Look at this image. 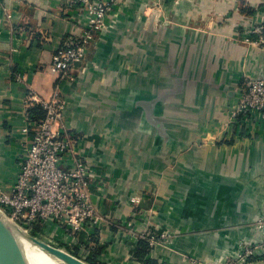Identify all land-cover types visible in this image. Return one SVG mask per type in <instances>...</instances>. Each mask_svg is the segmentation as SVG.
<instances>
[{
    "label": "crops",
    "instance_id": "0c3cea01",
    "mask_svg": "<svg viewBox=\"0 0 264 264\" xmlns=\"http://www.w3.org/2000/svg\"><path fill=\"white\" fill-rule=\"evenodd\" d=\"M68 2L0 0V187L13 186L37 129L29 94L57 91L67 130L93 161L104 219L43 238L95 264H141L144 231L173 234L172 251L150 252L164 264H190L181 254L207 253L212 236L219 258L240 239L262 240L249 224L264 213V117L244 128L229 111L246 76L264 78V46L246 40L264 0H126L74 78H60L54 52L85 22Z\"/></svg>",
    "mask_w": 264,
    "mask_h": 264
},
{
    "label": "built area",
    "instance_id": "2783aa9c",
    "mask_svg": "<svg viewBox=\"0 0 264 264\" xmlns=\"http://www.w3.org/2000/svg\"><path fill=\"white\" fill-rule=\"evenodd\" d=\"M125 1L69 0L68 7L78 9L85 22L81 34L67 37L54 52L52 68L60 78H74L72 68L86 60L90 44ZM250 33L256 37L246 40L264 46V21L255 24ZM238 94L237 102L230 107L229 123L250 128L259 116L264 117V78L246 76ZM26 101L30 105L39 103L45 116L35 120L37 129L21 157L13 186L9 190L0 187V208L31 233L39 227L37 236L41 237H51L56 227L72 232L95 227L104 219L91 195L95 167L79 150L78 139L67 130L63 98L57 91L51 98L31 92ZM157 236L153 231H144L139 237L156 248ZM52 245L65 249L57 243ZM65 250L76 255L73 250Z\"/></svg>",
    "mask_w": 264,
    "mask_h": 264
},
{
    "label": "rangeland",
    "instance_id": "374dc122",
    "mask_svg": "<svg viewBox=\"0 0 264 264\" xmlns=\"http://www.w3.org/2000/svg\"><path fill=\"white\" fill-rule=\"evenodd\" d=\"M212 207H214V206H212ZM182 209H184V208H182ZM194 214L197 215L195 210L192 214V217L194 216ZM177 223H181V220L178 219ZM260 224H264V213L262 216H260L258 219H256V221L250 223L249 225L258 226L259 228L264 229V227H260ZM238 225L240 227L242 226V224H237L235 227H238ZM221 229H229V227L227 225H225V227H217V226L207 227L203 230H199L198 232H205V233H209V234L213 233V235H214L215 233H217ZM35 236H37V235H35ZM173 239H174L173 234H171L167 231L161 232L157 236V242H156L155 247H162L163 249H166L167 251H170V250L172 251L171 244H172ZM220 239H221V236H212L209 238V242L207 244L209 250L207 253H203L201 255L200 253L196 252V253L190 254L189 256H187L186 253H182L181 256L183 257V259L185 258L187 261H189L190 264H232V263L233 264H253V261H254L253 257L254 256L264 254V242H263L264 237L262 238V240H259V239H240L239 244H238L239 250H237V253L227 254L225 258L224 257L219 258L217 256L221 255V254L217 253L216 248H217V243L220 241ZM43 240L49 242L50 244H53L55 242L52 243L49 241V239L43 238L41 236H37V239H35V241L37 242L35 249L37 251H41V252L47 254L43 250L44 247H42L41 245L38 244V241L42 242ZM223 240H224V238H223ZM241 249L244 251L240 253ZM246 249H250L251 252L247 251ZM249 254H250V256H249ZM24 255L30 257L29 250H25ZM206 255H208V256H206ZM263 257H261V258L264 259ZM54 262L56 264H58L59 260H54ZM88 264H89V262H88Z\"/></svg>",
    "mask_w": 264,
    "mask_h": 264
},
{
    "label": "bare ground",
    "instance_id": "6f19581e",
    "mask_svg": "<svg viewBox=\"0 0 264 264\" xmlns=\"http://www.w3.org/2000/svg\"><path fill=\"white\" fill-rule=\"evenodd\" d=\"M37 243V242H36ZM0 246L20 250H29L32 264H56L47 254L37 251L31 235L19 227L11 218L7 217L0 209ZM43 251V250H42ZM60 264H87L77 261H67Z\"/></svg>",
    "mask_w": 264,
    "mask_h": 264
},
{
    "label": "water",
    "instance_id": "95a60500",
    "mask_svg": "<svg viewBox=\"0 0 264 264\" xmlns=\"http://www.w3.org/2000/svg\"><path fill=\"white\" fill-rule=\"evenodd\" d=\"M1 209V208H0ZM2 210V209H1ZM3 211V210H2ZM3 213L10 218V216L3 211ZM13 220V219H12ZM14 221V220H13ZM15 222V221H14ZM19 227L23 228L21 225H19L17 222H15ZM25 229V228H23ZM26 230V229H25ZM27 231V230H26ZM29 235L32 237V241L34 243V247L36 246V241L37 236H35L33 233L27 231ZM38 244L44 247V251L53 259V260H59V263H65L69 260L77 261V262H82V263H87L86 260H83L76 255L66 251L65 249L56 247L52 244H50L47 241H38ZM26 249H12V248H4L0 246V264H32L30 257L24 255V251ZM90 264V263H89Z\"/></svg>",
    "mask_w": 264,
    "mask_h": 264
},
{
    "label": "trees",
    "instance_id": "16d2710c",
    "mask_svg": "<svg viewBox=\"0 0 264 264\" xmlns=\"http://www.w3.org/2000/svg\"><path fill=\"white\" fill-rule=\"evenodd\" d=\"M30 115L33 120H39L45 116V110L39 103H32L30 106ZM38 231H40L39 227H36L32 232L35 235H39ZM152 247L150 242L146 238H140L138 248L136 250V258L140 261L141 264H164L160 262L158 259L150 257V252ZM77 255V253H75ZM90 264H95L91 260H88Z\"/></svg>",
    "mask_w": 264,
    "mask_h": 264
}]
</instances>
